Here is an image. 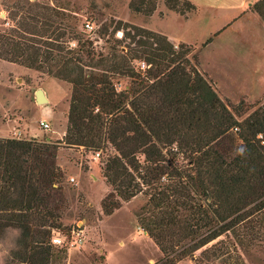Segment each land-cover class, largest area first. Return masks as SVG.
<instances>
[{"label": "trees", "instance_id": "1", "mask_svg": "<svg viewBox=\"0 0 264 264\" xmlns=\"http://www.w3.org/2000/svg\"><path fill=\"white\" fill-rule=\"evenodd\" d=\"M157 1L127 7L149 17ZM161 1L183 17L195 8ZM8 8L13 25L0 30V60L70 85L59 140L0 137V238L17 230L14 264H64L66 248L50 242L52 230L70 228L60 146L103 153V215L145 197L136 222L161 253L153 264H242L238 247L264 243V100L224 102L192 47L162 33L110 19L96 34L103 52L61 6L13 0Z\"/></svg>", "mask_w": 264, "mask_h": 264}, {"label": "rangeland", "instance_id": "2", "mask_svg": "<svg viewBox=\"0 0 264 264\" xmlns=\"http://www.w3.org/2000/svg\"><path fill=\"white\" fill-rule=\"evenodd\" d=\"M12 1L0 0V30L13 25L8 8ZM36 1L61 6L74 14L76 29L83 38L92 40L95 50H107L104 38L96 34L110 19L162 33L173 44H189L197 55L198 70L224 102L236 104L243 100L252 106L264 100V21L253 10L258 4L264 13V1L189 0L195 8L186 17L167 10L161 0L149 17L129 11V0ZM120 35L119 30L114 33L115 38ZM125 82L118 79L117 85L121 87ZM36 88H41L49 101H35ZM69 94L70 85L61 80L0 60V137L59 140L65 128ZM40 120L48 124L47 129L39 125ZM94 152L60 146L56 153V163L64 172L61 184L68 201L62 223L83 227L81 242L74 247L66 245L69 250L64 264L155 263L161 253L136 222V213L145 201L142 194L121 201L109 215L101 213L99 201L109 187L100 173L103 153L94 157ZM16 237L15 229L3 232L0 264H14L10 251ZM237 252L242 264H264L262 242L238 247ZM193 259L185 258L177 264H194ZM213 264L220 263L215 260Z\"/></svg>", "mask_w": 264, "mask_h": 264}, {"label": "built area", "instance_id": "3", "mask_svg": "<svg viewBox=\"0 0 264 264\" xmlns=\"http://www.w3.org/2000/svg\"><path fill=\"white\" fill-rule=\"evenodd\" d=\"M1 15H2L1 17H4L3 13H1ZM85 26H88V24H86ZM139 65L141 67H144L143 63H139ZM39 125L42 126L43 129L48 128V124L43 120L39 121ZM98 155H99L98 152H94L93 156L98 157ZM82 237H83V227L76 225L70 227L69 230L66 232L52 230L50 236V242L54 245H57L58 247H64L66 248V250H69V248L66 247V245H68L69 247H74V245L81 242Z\"/></svg>", "mask_w": 264, "mask_h": 264}, {"label": "water", "instance_id": "4", "mask_svg": "<svg viewBox=\"0 0 264 264\" xmlns=\"http://www.w3.org/2000/svg\"><path fill=\"white\" fill-rule=\"evenodd\" d=\"M34 98H35V101H38V102H46L47 101L41 88H36L34 90ZM48 139L49 138H46L47 141H48ZM190 259H192V257Z\"/></svg>", "mask_w": 264, "mask_h": 264}, {"label": "crops", "instance_id": "5", "mask_svg": "<svg viewBox=\"0 0 264 264\" xmlns=\"http://www.w3.org/2000/svg\"><path fill=\"white\" fill-rule=\"evenodd\" d=\"M45 97H46V100L49 101V98L47 96H45ZM63 133H64V129H62V131H61V134H63ZM61 134H60V136H61Z\"/></svg>", "mask_w": 264, "mask_h": 264}]
</instances>
